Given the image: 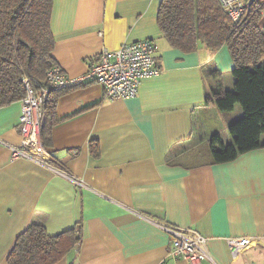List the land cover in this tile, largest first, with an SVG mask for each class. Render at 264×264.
Masks as SVG:
<instances>
[{"label":"crops","instance_id":"0c3cea01","mask_svg":"<svg viewBox=\"0 0 264 264\" xmlns=\"http://www.w3.org/2000/svg\"><path fill=\"white\" fill-rule=\"evenodd\" d=\"M53 1V56L66 74L143 39L155 42L161 73L131 99H107L95 81L58 90L45 146L83 186L12 159L22 105L0 108V264L33 223L50 235L81 223V242L57 264H191L170 255L161 225L205 236L202 264H264V149L219 164L210 151L215 134L232 142L229 124L242 115L237 105L232 113L204 105L212 88H233L228 47H171L157 22L162 0ZM243 238L252 246L233 256L228 240Z\"/></svg>","mask_w":264,"mask_h":264},{"label":"trees","instance_id":"16d2710c","mask_svg":"<svg viewBox=\"0 0 264 264\" xmlns=\"http://www.w3.org/2000/svg\"><path fill=\"white\" fill-rule=\"evenodd\" d=\"M248 1L249 8L237 22L217 0H162L158 11V27L171 47L184 53L200 45L211 51L223 46L230 50L233 88L218 85L204 100L205 106H216L223 113L232 112L236 105L242 110L229 124L231 143H224L219 134L210 139L212 160L217 164L264 149V0ZM53 8V0H0V108L21 102L27 83L39 91L47 84L49 70L59 66L53 56ZM58 90L50 89L43 104L49 119L41 125L46 146ZM91 151L99 156L97 143L92 142ZM81 240V223L57 235L33 223L17 237L7 262L57 264Z\"/></svg>","mask_w":264,"mask_h":264},{"label":"built area","instance_id":"2783aa9c","mask_svg":"<svg viewBox=\"0 0 264 264\" xmlns=\"http://www.w3.org/2000/svg\"><path fill=\"white\" fill-rule=\"evenodd\" d=\"M223 10L235 22L242 19L249 8L248 0H217ZM161 67L157 46L152 39H143L123 45L117 50L104 49L96 61L80 76L66 74L60 66H55L47 73V84L36 91L27 83V93L21 101L19 119L21 134L20 146H10L12 159L32 161L57 175L68 178L76 185L82 181L59 168L54 157L41 138V125L44 118L43 104L50 89H64L98 82L104 88L107 99H131L138 96L142 82L160 75ZM172 237L170 255L191 264H202L208 258V239L190 228L161 225ZM230 251L237 256L252 246V238L229 239Z\"/></svg>","mask_w":264,"mask_h":264},{"label":"rangeland","instance_id":"374dc122","mask_svg":"<svg viewBox=\"0 0 264 264\" xmlns=\"http://www.w3.org/2000/svg\"><path fill=\"white\" fill-rule=\"evenodd\" d=\"M237 106H239V105H237ZM232 112H234V110H233ZM232 112H229V113H232ZM252 244H253V243H252Z\"/></svg>","mask_w":264,"mask_h":264}]
</instances>
